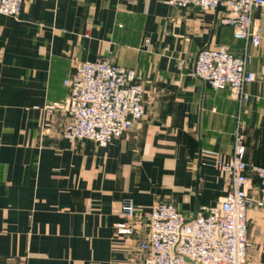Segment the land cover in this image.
Segmentation results:
<instances>
[{"label": "crops", "instance_id": "0c3cea01", "mask_svg": "<svg viewBox=\"0 0 264 264\" xmlns=\"http://www.w3.org/2000/svg\"><path fill=\"white\" fill-rule=\"evenodd\" d=\"M220 15L165 0H25L18 18L0 16V264H143L144 219L130 238L115 233L125 199L139 213L171 204L187 219L214 206L228 189L216 164L236 132L245 162L264 166V40L248 50L245 103L191 76L201 50L246 49ZM252 20L264 39V15ZM98 59L134 70L145 91L143 119L105 148L63 139L66 114L47 111L65 103L75 65ZM257 186L249 264H264Z\"/></svg>", "mask_w": 264, "mask_h": 264}, {"label": "built area", "instance_id": "2783aa9c", "mask_svg": "<svg viewBox=\"0 0 264 264\" xmlns=\"http://www.w3.org/2000/svg\"><path fill=\"white\" fill-rule=\"evenodd\" d=\"M177 10L197 8L220 12L219 23L232 28L235 40L246 49L234 57L225 48L201 50L191 76L211 90L227 89L235 102L248 100L244 89L255 80L248 70L252 62L249 48L257 49L264 40L253 13L264 15V0H165ZM25 0H0V16L16 19ZM180 62L179 66H182ZM68 96L63 105L47 107L62 110L68 122L62 138L70 142L88 141L105 148L120 139L144 117L142 78L132 69L118 67L107 60L81 62L63 82ZM245 139L236 132L232 156L218 160L217 170L226 177L227 192L214 206L199 208L189 219L171 204H155L139 213L132 200L122 202L115 224L118 236L130 238L134 221L141 216L146 235L138 243L143 264H249L247 262V216L251 208L253 180L264 202V166L245 162ZM254 177V178H253Z\"/></svg>", "mask_w": 264, "mask_h": 264}, {"label": "trees", "instance_id": "16d2710c", "mask_svg": "<svg viewBox=\"0 0 264 264\" xmlns=\"http://www.w3.org/2000/svg\"><path fill=\"white\" fill-rule=\"evenodd\" d=\"M254 178V177H253ZM253 181H257L258 182V180L256 179V178H254V180ZM258 187V186H257Z\"/></svg>", "mask_w": 264, "mask_h": 264}]
</instances>
